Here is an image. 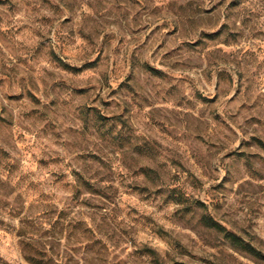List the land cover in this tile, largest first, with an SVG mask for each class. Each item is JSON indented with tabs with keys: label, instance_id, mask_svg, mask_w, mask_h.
I'll use <instances>...</instances> for the list:
<instances>
[{
	"label": "rangeland",
	"instance_id": "obj_1",
	"mask_svg": "<svg viewBox=\"0 0 264 264\" xmlns=\"http://www.w3.org/2000/svg\"><path fill=\"white\" fill-rule=\"evenodd\" d=\"M0 264H264V0H0Z\"/></svg>",
	"mask_w": 264,
	"mask_h": 264
},
{
	"label": "trees",
	"instance_id": "obj_2",
	"mask_svg": "<svg viewBox=\"0 0 264 264\" xmlns=\"http://www.w3.org/2000/svg\"><path fill=\"white\" fill-rule=\"evenodd\" d=\"M203 222L207 227H210V228L216 229L220 232H223L225 234V236L232 242V244L234 246L241 247V248L246 249L250 252L258 253L256 250H254V248H252L248 244L242 243L241 239L238 238L236 235L225 231V229L219 223H217L213 218H211L209 216H205L203 218Z\"/></svg>",
	"mask_w": 264,
	"mask_h": 264
}]
</instances>
